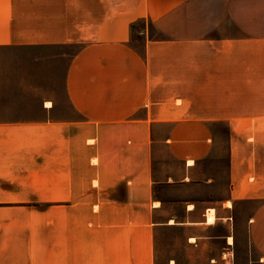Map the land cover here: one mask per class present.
<instances>
[{"label":"crops","instance_id":"0c3cea01","mask_svg":"<svg viewBox=\"0 0 264 264\" xmlns=\"http://www.w3.org/2000/svg\"><path fill=\"white\" fill-rule=\"evenodd\" d=\"M66 45L78 48L63 80L69 110L47 105L54 95L16 116L0 108V193L41 191L38 179L58 180L83 145L126 192L104 204L102 264H264V0H0V48L55 60ZM221 175L228 193L215 198ZM177 185L197 193L161 190ZM5 235L0 264H37ZM70 251L63 260L57 247L51 264H74Z\"/></svg>","mask_w":264,"mask_h":264},{"label":"rangeland","instance_id":"374dc122","mask_svg":"<svg viewBox=\"0 0 264 264\" xmlns=\"http://www.w3.org/2000/svg\"><path fill=\"white\" fill-rule=\"evenodd\" d=\"M77 49L75 45L61 46L53 50L60 57L55 60H41L45 53L43 50L23 47L0 48V108L8 105V108H11L10 114L16 116L22 110H36L45 97L54 95V100L46 104L55 102L61 111L60 114L69 110L63 80L68 60ZM220 133L221 139H225L226 131L220 130ZM88 141L91 142L92 139ZM72 148L76 149L73 153L76 158L75 165L72 160L64 161L66 171L54 183L52 177H43L37 181L41 185L35 187L42 189L39 192L16 191L18 187H12L14 191L0 193V222H6L0 223V236L2 233L6 234L5 243L11 246L13 253L18 249L19 254L25 255L23 259L27 260L29 257L31 263L51 264L54 252L59 247L60 254L65 253L61 256L63 260H67L69 250L73 249L70 254L74 253V264H88L90 261L93 264H102L103 257L100 255L105 251L108 232L105 223L107 216H110L104 204L113 200V197L126 196L125 187H117L121 177L103 175V170L99 168L101 161L98 156H93L91 161L87 162L84 160L83 145L75 144ZM164 151L167 162L179 166L171 159L167 150ZM66 152L68 147L62 146V158H69ZM213 154L214 157L216 154L220 161L215 166L219 167L222 173L226 145L221 144ZM72 166H75V170H71ZM90 167L91 171H85V168ZM113 186L117 187L116 193L106 192ZM174 188L176 189L162 187L161 190H167L169 198L174 200L197 193V189H185V186L181 185ZM227 193V177H216L215 198H222ZM180 206L177 203L169 204L167 211L169 214L180 213ZM160 232H166L162 238H171L174 235L179 236L181 230L160 228ZM162 242L160 248L164 247L166 241ZM27 254L29 255L26 257ZM84 255L90 257L86 258Z\"/></svg>","mask_w":264,"mask_h":264},{"label":"bare ground","instance_id":"6f19581e","mask_svg":"<svg viewBox=\"0 0 264 264\" xmlns=\"http://www.w3.org/2000/svg\"><path fill=\"white\" fill-rule=\"evenodd\" d=\"M191 162V161H190ZM214 210V209H213ZM213 210H211V213L208 215L209 216V221H214L215 219V216H214V213H213Z\"/></svg>","mask_w":264,"mask_h":264}]
</instances>
